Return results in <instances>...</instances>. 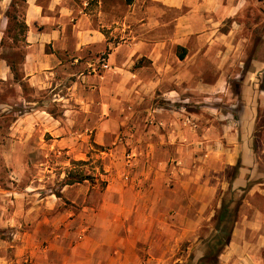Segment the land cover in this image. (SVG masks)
Returning a JSON list of instances; mask_svg holds the SVG:
<instances>
[{
  "label": "rangeland",
  "instance_id": "obj_1",
  "mask_svg": "<svg viewBox=\"0 0 264 264\" xmlns=\"http://www.w3.org/2000/svg\"><path fill=\"white\" fill-rule=\"evenodd\" d=\"M10 1L9 7L5 1L0 3L3 26L13 3ZM18 1L15 0L16 9L20 15H25L27 3ZM260 1L258 7L253 6L245 15L248 25L260 23L264 0ZM98 2L86 0V4L80 5L95 16L97 24L101 18ZM110 2L113 8L106 22L112 29L105 28L104 33L113 44H124L123 32L117 31L114 36L111 32L121 27L127 12L126 2ZM253 29L252 35L243 30L233 36V46L223 42L211 52L197 54L200 66L191 69L187 83L161 85L174 88L179 94L176 98L167 100L159 88L156 96L146 91L141 92L139 99L140 95L128 98L125 92L119 108L110 103L111 110L105 115L94 110L88 119L92 124L90 129L81 126L84 118H80L77 130L72 135L63 133L62 138L33 126H29V130L15 126L35 107L30 103L44 99H48L47 110L52 115L62 116L61 107L52 102L51 94L39 92L23 81L21 65L19 80L15 81L17 85L11 81L0 82V191H41L46 199L44 221L38 227L28 229L0 224V257L7 260L3 264L16 260L19 249L13 244L21 241L26 230H32L34 237L42 240L39 254H43L45 261L63 264L64 260L71 259L74 247L89 234L84 222L72 223V213L75 216L83 214L79 205L86 200L95 204L106 200L113 215L121 214L123 198L120 194L127 192L129 202L134 199L131 186L135 178L137 175L145 178L151 173L153 154L165 153L164 149L158 151L152 146L165 140L172 141L168 150L171 155L169 169L178 168V174L172 172L170 180L162 177L158 186V194L165 193L164 202L169 209L166 244L161 242L159 231L162 230H157L152 248L141 253L140 261L129 264H199L208 250V241L224 228L232 240L238 223L242 225L248 220L262 223L264 39L260 28ZM9 46L12 41L7 39L0 50V59L9 57L19 62V53L26 50V45L20 44L16 49ZM144 61L140 60V66L148 64ZM97 71L125 76L120 72L115 74V69L110 68L107 53L100 57ZM96 94L100 91L93 92V96ZM158 108L168 111L159 112ZM181 160L183 163L179 164ZM72 181L81 182L68 184ZM224 208L231 211L234 221L221 219ZM4 220V214L0 213L1 223ZM262 229L260 224L255 230ZM241 237L238 239L243 241ZM227 246L219 258L220 264H224ZM109 252L104 248L99 253L105 256ZM164 252L166 259H161ZM149 255L155 257L151 262ZM97 260L99 264L101 259Z\"/></svg>",
  "mask_w": 264,
  "mask_h": 264
},
{
  "label": "crops",
  "instance_id": "obj_2",
  "mask_svg": "<svg viewBox=\"0 0 264 264\" xmlns=\"http://www.w3.org/2000/svg\"><path fill=\"white\" fill-rule=\"evenodd\" d=\"M2 1L8 7L11 4L10 0ZM26 3L28 31L25 60L21 64L23 81L39 92L51 94L52 102L61 107L62 116L58 118L47 110L48 99L28 102L35 107L27 111L15 126L21 130L33 126L58 137L63 133L72 135L80 118H84L81 126L90 129L92 124L88 119L94 110L105 115L111 110L110 103L119 108L125 92L129 94L128 98L140 95L139 99L141 92L146 91L156 96L155 91L159 88L167 100L176 98L179 94L174 88L161 85L187 83L191 69L200 66L197 54L211 52L223 42L233 46L232 37L238 32L244 30L247 35H252V28H260L264 39V12L260 15V23L254 27L245 21V15L253 6L258 7L260 0H134L133 4H126L127 12L121 27L111 32L112 36L117 31L123 32L124 44H113L104 33L105 28L112 29L106 22L110 8H113L110 0L98 2L99 24L95 22V16L80 6L86 4V0H26ZM1 22L0 19V50L8 20H4V26ZM106 53L110 68L115 69V74L124 73V77L97 71L99 59ZM181 54L185 55L184 59L179 57ZM142 59L148 64L140 66ZM10 81L17 85L7 61L0 59V82ZM130 85L132 87L128 88ZM97 90L100 91L96 94L98 98L93 96ZM158 111L168 110L158 108ZM171 142L165 140L153 144L155 150L164 149L165 153L153 154L151 173L145 178L137 175L131 186L134 192L131 202L126 199L127 192L120 194L123 198L121 214L113 215L106 200L95 204L91 200L87 203L85 199L84 204L79 205L84 213L75 216L73 212L72 223L84 222L89 234H85L84 240L74 247L71 259L64 260L63 264H96L97 259H101L99 264L104 261L102 264L136 263L143 251L146 253L152 248L159 229L162 230L159 231L161 242L166 244V213L169 209L164 202L165 193L158 194V186L162 177L170 180L172 172L178 174V168L173 170L168 166ZM182 163L183 160L179 162ZM179 170L183 175V169ZM45 200L41 191H0V213L5 216L4 223L0 221V224L28 229L38 227L44 221ZM156 213H162V216ZM260 224L263 229L257 232L255 229ZM242 225L238 223L227 246L224 264H264V221L248 220ZM241 235L243 241L238 239ZM42 243L41 239L34 237L32 230H26L21 241L13 244L19 254L11 264H59L45 261L43 254H39ZM104 248L111 252L103 256L99 252ZM153 259L155 257L149 255V261ZM161 259H166L165 252ZM5 261L6 258L0 257V264Z\"/></svg>",
  "mask_w": 264,
  "mask_h": 264
},
{
  "label": "trees",
  "instance_id": "obj_3",
  "mask_svg": "<svg viewBox=\"0 0 264 264\" xmlns=\"http://www.w3.org/2000/svg\"><path fill=\"white\" fill-rule=\"evenodd\" d=\"M2 0H0L1 3ZM20 2L26 3V0H19ZM18 1V2H19ZM127 5L133 4L134 0H125ZM17 2L15 3V0H13V3L10 7V9L6 13L5 19L8 20V25L6 30L4 31V37L1 42V47H5L7 39H10L12 41V46H9L10 48L16 49L20 47V44L26 45V33L28 31V26L25 22V15L19 14L18 10L16 9ZM2 15V11L0 9V17ZM182 50V47L180 48ZM186 51V50H185ZM20 52V51H19ZM21 60L14 61L10 59L9 57L6 58L8 65L10 66L15 81L19 80L20 77V70L19 66L24 62L26 51H21L20 53ZM181 59L185 58L184 54L179 55ZM23 78V77H22ZM22 80V79H21ZM239 167L236 166V168ZM235 168V169H236ZM83 180V179H82ZM85 180V179H84ZM81 181H72L68 184H75L80 183ZM232 213L229 211L228 208H224V210L221 212V219L222 220H233ZM231 241V235L228 233L227 228H224L220 233L216 234L212 239L208 241V250L205 254V256L200 260L199 264H220L219 258L224 251L225 247L230 243Z\"/></svg>",
  "mask_w": 264,
  "mask_h": 264
},
{
  "label": "built area",
  "instance_id": "obj_4",
  "mask_svg": "<svg viewBox=\"0 0 264 264\" xmlns=\"http://www.w3.org/2000/svg\"><path fill=\"white\" fill-rule=\"evenodd\" d=\"M105 68H108V66H105Z\"/></svg>",
  "mask_w": 264,
  "mask_h": 264
}]
</instances>
